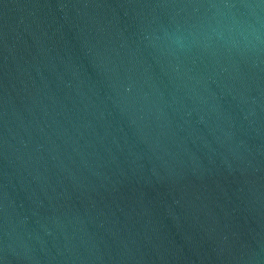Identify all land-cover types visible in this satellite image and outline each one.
I'll use <instances>...</instances> for the list:
<instances>
[{"label":"water","instance_id":"1","mask_svg":"<svg viewBox=\"0 0 264 264\" xmlns=\"http://www.w3.org/2000/svg\"><path fill=\"white\" fill-rule=\"evenodd\" d=\"M0 264H264V0H0Z\"/></svg>","mask_w":264,"mask_h":264}]
</instances>
